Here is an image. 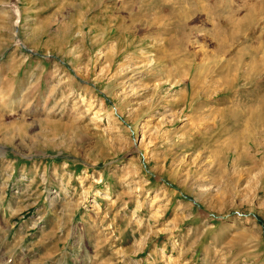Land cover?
<instances>
[{"label":"rangeland","instance_id":"obj_1","mask_svg":"<svg viewBox=\"0 0 264 264\" xmlns=\"http://www.w3.org/2000/svg\"><path fill=\"white\" fill-rule=\"evenodd\" d=\"M263 106L264 0H0V264H264Z\"/></svg>","mask_w":264,"mask_h":264},{"label":"bare ground","instance_id":"obj_2","mask_svg":"<svg viewBox=\"0 0 264 264\" xmlns=\"http://www.w3.org/2000/svg\"><path fill=\"white\" fill-rule=\"evenodd\" d=\"M249 84V83H248ZM263 109H264V106H263ZM263 114H261V116H262ZM264 116V115H263ZM264 119V118H263ZM258 143H260V142H258ZM1 150V149H0ZM250 156V155H249ZM1 264H10L9 262H1Z\"/></svg>","mask_w":264,"mask_h":264}]
</instances>
